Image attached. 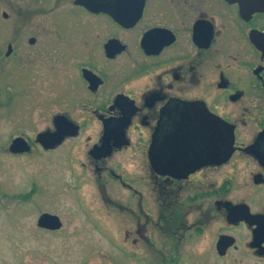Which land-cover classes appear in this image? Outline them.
Returning <instances> with one entry per match:
<instances>
[{"label": "flooded vegetation", "instance_id": "1", "mask_svg": "<svg viewBox=\"0 0 264 264\" xmlns=\"http://www.w3.org/2000/svg\"><path fill=\"white\" fill-rule=\"evenodd\" d=\"M2 5L13 12L19 6L18 0H0ZM24 5L30 18L42 16L41 25L4 27L9 32L0 26V56H5L0 61L17 63L26 53L33 68L29 84L59 110L53 129L36 135L20 131L3 151L12 157L47 152L91 125L87 139L94 170L139 195L126 204L138 218L133 233L151 247L156 245L150 232L163 242L152 264H264V0H27ZM0 12L8 19L6 9ZM51 13L75 16L80 25L74 35L53 40ZM54 43L57 56L35 64ZM10 88L0 90L9 104L16 102ZM57 115L72 121L77 132L46 148L37 138L56 130ZM71 131L75 128L65 130ZM17 138H23L25 150L13 152ZM132 178L147 183L155 217L144 209V186L136 188ZM31 191L19 197L27 200ZM13 205L0 201V214ZM45 213L37 218L36 235L63 226L60 217V228L41 224ZM10 214L0 224V264H32L12 231Z\"/></svg>", "mask_w": 264, "mask_h": 264}, {"label": "rangeland", "instance_id": "2", "mask_svg": "<svg viewBox=\"0 0 264 264\" xmlns=\"http://www.w3.org/2000/svg\"><path fill=\"white\" fill-rule=\"evenodd\" d=\"M26 1L18 0L19 6L15 12L5 5L1 6L0 11L6 9L9 13L8 19H4L0 12L3 32L10 31L4 27L13 25H41L42 16L30 18L24 5ZM40 5L41 3L36 4ZM50 19H54L50 25L53 40L73 36L80 25L78 19L69 14L56 17L51 13ZM44 25L49 27L48 23H43L42 26ZM48 30L49 28L45 36L49 41ZM9 35L2 34L3 52L8 41L4 36ZM48 47L46 55L38 57L35 64L49 63L47 59L57 56V44H50ZM27 56L25 53L17 63L0 61V90H7L11 86L10 89L15 91L16 101H10L9 104L5 94L0 96V193L4 194L0 201L17 203L13 205L16 206L15 209L19 208L17 211L13 209L5 212L11 213L9 217L13 221L12 231L17 242L27 250L25 255L28 261L32 264H152L155 258L153 252L163 242L159 237V240L156 238L155 231L150 233L156 248L151 247L147 239L144 244L133 233L138 227V218L133 210L126 208V204L138 201L139 195L123 187L119 179L105 173L100 176L94 170L89 155L91 145L87 139L91 125L80 137L67 140L60 148L47 152L41 149L28 157H12L7 150L3 151L8 138L20 131L36 135L46 127L53 129L52 120L59 110L57 103H50L49 106L45 104V99L36 94L34 84H29L28 76L32 66L29 65ZM0 57L5 58L3 53ZM29 100H33L31 105ZM26 121L29 124H25ZM130 180L136 188L144 186L142 190L147 203L144 209L151 217H155L147 183L143 185L138 178ZM27 191L32 192L29 199L19 197L24 196ZM23 202L33 204L19 205ZM8 206L12 208L11 205ZM30 207L33 208L29 209ZM42 212L58 215L63 226L59 230L39 231L36 235L37 218ZM6 213L0 214V224L5 221ZM151 226L146 225L145 228L150 229ZM23 241L25 243H21Z\"/></svg>", "mask_w": 264, "mask_h": 264}, {"label": "water", "instance_id": "3", "mask_svg": "<svg viewBox=\"0 0 264 264\" xmlns=\"http://www.w3.org/2000/svg\"><path fill=\"white\" fill-rule=\"evenodd\" d=\"M10 52L11 49L10 46H8L6 55H8ZM55 125H56L55 131L49 130V131L41 132L38 135L37 138L38 141L46 148H53L59 145L66 136H68L69 134H76L77 132L76 131L77 126H75V124L69 119H67L65 116L57 115L55 117ZM68 128H75V131L65 132V130ZM23 141H24L23 138H17L13 140V142L10 145V150L13 152H19L25 150ZM40 221L41 224H43L44 226L53 229L60 228L62 225L59 216L50 213L43 214Z\"/></svg>", "mask_w": 264, "mask_h": 264}]
</instances>
